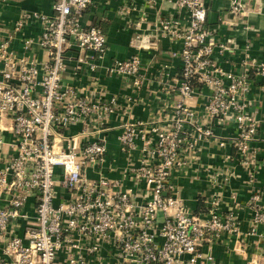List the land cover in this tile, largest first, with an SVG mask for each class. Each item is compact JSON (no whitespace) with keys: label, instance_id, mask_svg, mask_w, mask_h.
Listing matches in <instances>:
<instances>
[{"label":"built area","instance_id":"built-area-1","mask_svg":"<svg viewBox=\"0 0 264 264\" xmlns=\"http://www.w3.org/2000/svg\"><path fill=\"white\" fill-rule=\"evenodd\" d=\"M90 3L53 0L51 14H24L18 23L23 17H35L42 31L36 39L24 40L22 55L10 49L8 39L0 41V264H184L186 260L197 264L203 244L225 233H241L237 208L220 214V196L213 193L206 213L194 214L179 194L174 173L188 166L201 142L217 139L219 146L225 145L214 130L228 124L236 127L230 142L251 185L246 202L252 211L248 234L258 236L264 247V195L254 187L264 159L256 158L251 144L259 120L248 99L253 78L264 87V61L250 58L245 50L242 71L223 69L213 57L223 56L232 40L216 41L214 28L207 23L205 0H174L184 18L159 16L153 32L180 44L171 52L181 60L175 97L163 121L133 120L122 126L117 140L127 157L126 178L134 186L124 188V178L106 177L101 170L105 139H88L86 129L116 110L115 96L93 98L85 87L62 81L67 49L92 52L94 58H102L107 50L104 32L80 21ZM227 3L235 15L248 10L243 0ZM132 9L126 3L118 12L124 16ZM146 37L136 36L132 43L146 48ZM34 41L46 51V59L26 54ZM141 68L140 56L133 54L115 59L108 69L139 88ZM197 84L209 90L200 111L186 103ZM77 123L83 125L80 132L66 133ZM7 128L11 142L2 136ZM88 167L96 177L88 176ZM226 173L234 171L229 167ZM210 174V187L225 186L227 177L219 167L211 168ZM161 214L164 218L158 221ZM207 260L218 264L211 255Z\"/></svg>","mask_w":264,"mask_h":264},{"label":"crops","instance_id":"crops-1","mask_svg":"<svg viewBox=\"0 0 264 264\" xmlns=\"http://www.w3.org/2000/svg\"><path fill=\"white\" fill-rule=\"evenodd\" d=\"M53 0H6L0 4V41L8 39L9 47L18 55L24 53L23 44L27 38L36 39L42 31L41 22L35 18L24 19L18 23L24 14L52 13ZM247 11L242 15H235L229 11L227 0H205L208 8L207 23L214 28L216 41L225 42L231 39L228 51L221 57L214 54L216 64L225 70L242 71V60L245 50L250 58L264 61V0H243ZM130 4L133 9L128 15H120L118 10L123 4ZM146 20H141V16ZM176 16L184 18L178 13L174 0H91L82 12L81 23L85 26L100 28L107 38V50L102 58H94L92 52H81L75 47L64 53L65 69L62 81L65 84L85 87L93 98L101 96L108 98L115 96L117 108L97 126L87 124L90 133L88 139L103 137L106 144L105 160L101 170L106 177L124 178V188L134 187L125 174L127 157L120 151L117 135L122 126L133 120L161 122L167 115V106L174 99L175 86L181 70V60L171 55L177 51L180 44L168 37L154 34L153 25L158 17ZM149 41L146 48H138L132 43L136 36H145ZM247 48V49H246ZM26 54L38 61L47 58L46 51L35 41ZM133 54L141 58L142 83L136 88L131 80L109 72V67L115 59H125ZM91 63L95 64L90 69ZM80 66V68H77ZM262 81L253 78L248 99L252 100L251 110L259 120V129L252 147L256 149V158L264 159V87ZM196 91L186 99V103L195 109H201L205 98L209 94L207 87L196 85ZM8 122V121H7ZM3 120L5 126L8 125ZM83 129L82 123H77L66 130L68 134H76ZM216 138L225 140V145L219 146L217 139L200 143L195 154L189 156L191 162L184 170L174 173V183L187 207L198 215L206 213L207 205L212 194L220 196L217 211L224 214L236 206L240 220L239 235L225 233L218 240L199 247L202 258L197 264L207 263V256L211 255L218 264H264V247L260 238L248 234L249 220L252 214L246 202L251 192L248 183L247 170L235 158L231 138L236 134L234 124L225 128L215 127ZM149 135V132H147ZM4 141L11 142L13 137L7 128L2 132ZM141 143L137 139V144ZM6 152L10 149L4 146ZM12 149V148H11ZM138 150L133 157L136 158ZM226 156L230 158L226 159ZM219 167V172L225 174L224 187H210V169ZM224 168V170L221 169ZM234 171L233 175L226 173V168ZM89 177H96L93 168H87ZM254 187L263 190L264 168L256 174ZM2 200V199H1ZM30 202V201H29ZM2 203V201H0ZM264 204V196L262 197ZM237 204V205H236ZM28 212L33 215V208L29 205ZM164 216L159 215L158 221ZM184 258H189L185 255ZM184 264H191L188 260ZM193 264V263H192Z\"/></svg>","mask_w":264,"mask_h":264}]
</instances>
